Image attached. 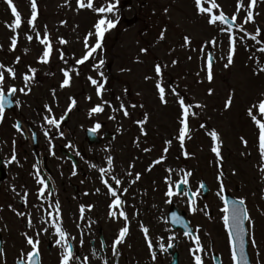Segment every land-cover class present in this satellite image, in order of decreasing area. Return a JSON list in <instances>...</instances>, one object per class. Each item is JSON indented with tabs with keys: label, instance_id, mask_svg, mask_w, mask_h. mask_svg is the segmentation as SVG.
Masks as SVG:
<instances>
[{
	"label": "flooded vegetation",
	"instance_id": "1",
	"mask_svg": "<svg viewBox=\"0 0 264 264\" xmlns=\"http://www.w3.org/2000/svg\"><path fill=\"white\" fill-rule=\"evenodd\" d=\"M28 37L0 34V64L5 66L0 69L5 77L0 121V264H30L26 255L32 250L27 243L29 237L40 241L39 255L33 258L36 264H61L67 249L65 240L56 243L60 239L57 225L72 247L70 264H195L193 249L203 264H223L221 245L228 249L224 199L229 197L235 202L243 201L249 217L246 229L249 223L254 233L264 232V156L259 151V129L253 127V133L244 139L245 157H239V147L235 145L233 183L224 184L222 173L214 175V186L206 180V163L188 161L189 153L183 152L175 160H159L158 152L165 154L169 148L159 149L152 144L153 130L139 128L140 135L135 139L119 143L116 131L101 124V130L93 133L99 140L106 139L93 145L87 138L94 128L90 122L81 130L83 139L79 141L76 128H67L78 110L77 97L62 113L45 103L42 95L40 105L31 102L30 86H42L46 79L52 80L55 67L50 66V71L42 76L40 68L30 65V54L39 52L28 49ZM13 38L15 48L4 49L2 40ZM19 42L24 49L17 50ZM8 67L14 69L15 78L7 72ZM25 75L31 77L27 86ZM11 86L17 89L14 94L9 91ZM52 88L57 86L52 84ZM45 116H54L59 127L48 124ZM138 139L145 144L137 143ZM13 154L15 161L11 160ZM214 164L219 170L223 167L221 162ZM112 177L121 183L116 184ZM41 179L43 184L39 183ZM185 179L187 184L183 183ZM104 180L122 201L115 208L111 207L115 197ZM169 187L174 193L171 197L166 195ZM177 217L181 223L176 222ZM124 227L128 232L115 245ZM145 227L149 230L147 235ZM249 236L247 232L252 263L258 258L257 248L261 247L264 253V246L255 244L252 234L249 242ZM197 237L202 251L196 244Z\"/></svg>",
	"mask_w": 264,
	"mask_h": 264
},
{
	"label": "rangeland",
	"instance_id": "2",
	"mask_svg": "<svg viewBox=\"0 0 264 264\" xmlns=\"http://www.w3.org/2000/svg\"><path fill=\"white\" fill-rule=\"evenodd\" d=\"M125 1L127 4L122 6ZM3 2L6 0H0V34L7 33L8 23H15L11 8ZM87 2L84 0L85 5ZM108 2L94 0V8L106 6ZM13 3L21 13L22 24L13 31L9 29L8 33L15 34L19 30L20 34L32 37L28 49L39 53L30 54V65L40 68L42 76L50 71V66L55 67L52 80L46 79L42 86H30L33 105L41 104L38 102L42 95L45 103H51L62 113L69 107L71 99L77 97L78 110L67 128H76L79 141L83 139L81 130L90 122L94 127L97 123L105 124L116 131L119 143H128L140 135L139 128H146L153 130L150 134L153 145L159 149L169 148L165 154L158 152L159 160L162 157L175 160L176 156L182 157L186 152L191 155L188 161L206 163V180L212 186L214 175L217 177L222 173L224 184L233 183L231 173L235 145L239 147V157H245L244 139L253 133V127L259 129L249 115V109L252 108L253 114L264 122V114L258 107L260 100L264 99V71L260 70L264 68V51H261L264 49V0H257L254 8L250 0H243L244 6L239 12L238 0H215L219 5L213 8L215 15L221 11L230 19L236 15L235 30H227L220 22L210 24V14H201L196 0H119L118 11L110 14L80 7L78 0H36L35 26L28 23L33 11L30 1L13 0ZM204 6L211 7V4L205 0ZM249 10L253 13V20L245 23ZM104 15L112 20L118 19V23L105 33L101 49L83 64L77 63L87 51L85 41L94 46L97 40L94 25ZM122 18H134L137 22L126 27ZM246 36H249L248 40ZM185 37L189 40L186 41ZM233 38L234 52L231 51ZM36 39L39 46L35 45ZM44 39L50 41L52 48L46 61L41 60L45 51ZM61 40L66 43H61ZM2 42L4 49H10L12 42ZM19 45L17 50L25 48L20 42ZM208 49L215 60L211 81L206 67ZM230 52L233 61L228 64ZM101 59L104 60L102 65L99 63ZM158 64L161 66L159 74L155 71ZM65 71L71 77L67 86L63 85ZM90 77L104 85L102 94H98ZM52 84L57 88H52ZM157 85L165 89L164 100L160 98ZM181 98L188 108L190 129L183 144L178 139L183 119V107L179 104ZM229 98L232 104L226 106ZM122 104L128 115L124 114ZM97 105H101L103 111L92 112L91 109ZM141 121L145 123L143 126ZM213 131L217 133L218 140L213 139ZM137 143L145 144L140 139ZM217 146L220 157L212 150ZM217 162L223 164L222 169L215 168L214 163ZM250 228L248 223L249 242L252 234L255 244L264 246V232L254 233ZM221 253L223 264H234L231 252L222 245ZM257 255L252 263L264 264L261 247L257 248Z\"/></svg>",
	"mask_w": 264,
	"mask_h": 264
},
{
	"label": "snow or ice",
	"instance_id": "3",
	"mask_svg": "<svg viewBox=\"0 0 264 264\" xmlns=\"http://www.w3.org/2000/svg\"><path fill=\"white\" fill-rule=\"evenodd\" d=\"M6 2L8 3L9 7L11 8V12H12L14 18H15V23L13 25H10V27L18 29V28L21 27V24H22L21 13L18 11L17 7L13 3V0H6ZM204 2H205V0H196V5H197V8H198V11L201 14H204V13H209L210 14V19H209V23L210 24H217L218 22L223 23L225 25L229 24V22H230L229 21V17H227L222 11L220 12L219 15H215L213 13V8H218L219 7V5L215 3V0H207V2L211 4V7H205L204 6ZM256 2H257V0H250V5L252 7H254L255 4H256ZM78 3L80 4V7H85L86 6V7L90 8V9L94 8V0H88V2H87L86 5L84 3V0H78ZM118 4H119V0H114V2H113V0H109V2L107 3L106 6H100L98 8H94V10L97 13H99V14H110V13H113L114 11H118ZM243 6H244L243 5V0H238L237 12H239L240 8L243 7ZM31 8H32L33 11H32L31 19L28 20V23H30L33 26H35V21L37 19V3H36V0H31ZM236 19H237V17L234 14L231 17V21L232 22H235ZM250 20H253V13H252L251 10L248 11L247 16L245 17V21L244 22L247 23ZM117 23H118V19L117 20H112V19H109L107 17V15L101 16V18L98 19V22L94 25V27H95V35L97 36V40H96L94 46H89L87 44V40H86L85 41V44H86V47H87V51L77 61V63L83 64L90 57H92V55L98 49H101L102 42H103L104 37H105V33L108 30H110L111 28H114ZM91 35H92V33H89V36H91ZM257 35H259V30L257 32ZM28 39L31 40L32 37L29 36ZM161 39H163V33L161 34ZM253 39H255V36L253 37ZM185 40L188 41L189 38L188 37H185ZM42 42L45 44V51L43 52V56L41 57V60L46 61L49 58V56L51 54V51H52L51 43H50V41L48 39H44ZM61 43H66V41L61 40ZM15 45H16V39L13 38L12 39V47L15 48ZM234 45H235V39L233 38V47H232V50H231L232 52L235 51ZM261 51H264V49H261ZM61 58L63 59V56H61ZM227 60H228V64H231L232 63L233 56H232L231 52L228 55ZM99 63L102 65L104 63V60L101 59L99 61ZM228 64H226L225 66L227 67ZM4 67H5L4 65L0 64V69H2ZM6 70L12 76V78H15V71H14V69H12L11 67H8ZM260 70L261 71H264V68H262ZM31 71L34 73L35 72V69H32ZM155 71L158 74L161 73V66L159 64L156 65ZM64 75H65L66 78L63 81V85L64 86H67L70 83L71 77H70L68 71H65L64 72ZM207 75H208V80L211 81L213 79V74H212V60H211V58L208 59ZM101 76H103V73H101ZM4 79H5L4 73L2 71H0V121H2V119H3V112H4V89H3ZM24 79H25V84L27 86V81L29 79H31V77L28 76V75H25ZM89 79H91L92 83L97 86L98 94H102L104 85L101 84V83H99L97 80L92 79L91 77ZM106 81H107V78L105 77V83H106ZM157 87L159 88V94H160L161 100H164L165 89L162 86H160V85H157ZM9 91H10V93L14 94L17 91V89H16L15 86H11ZM20 91L23 92L24 89L21 88ZM209 91L211 93V90H209ZM10 102L11 101H9V103ZM72 104L73 105L75 104V100L72 101ZM179 104L183 107V119L180 121V123L182 125V128L179 131L178 139L183 144V141L185 140V136H186V134L189 131V127H188V116H189V112H188V108L184 106L185 105L184 99L181 98L179 100ZM231 104H232V99L229 98L226 101V106H231ZM253 107H255V105ZM258 107H259L260 113L261 114H264V99L260 100ZM121 108L124 109V114L125 115H128L129 114L128 111H127V109L124 108L123 104L121 105ZM48 110H49V112H51V108H49ZM69 111H70V109H69ZM91 111L92 112H101V111H103V108H102L101 105H97V106L93 107L91 109ZM249 115L252 117V119L254 120V122L259 127V130H260V132H259V151H260L261 155L264 156V122H261V120L258 119L253 114L252 108L249 109ZM44 119L47 121L48 124L54 125L56 127H59V122H58V120L54 116H52V117L45 116ZM16 127H17L18 130L20 129V125L19 124H17ZM100 127H101V125L99 123H97L96 126L92 129V131L93 132H96V130L99 129ZM45 135H48L47 131L45 132ZM61 135H62V133H61ZM211 135H212L213 139H217L218 140V136H217V133L216 132L213 131L211 133ZM168 143H171V141H169ZM244 143L247 144V141L244 140ZM212 150H213V152L216 153L217 157H220V149H219L218 146L217 147H214ZM185 155H187V153H185ZM11 160L12 161H15L16 160V157H15L14 154L12 155ZM157 162H159V161H157ZM108 163H109V165H111V163H112L111 158H109ZM93 167H95V165H93ZM100 171L102 173H104L105 172V169L101 168ZM187 175H190V173H188ZM112 179L115 180V183L116 184H120L121 183V181L119 179H117L116 177H112ZM136 179H139V174L136 175ZM39 183L43 184L44 181L41 179V180H39ZM104 183L106 185H108L109 190L111 191L112 196L115 197V200L113 202V205H111V207L115 208V206L118 205V204H120V203H122V201L120 200L117 192L112 189V185L108 184V181L107 180H104ZM183 183L187 184L188 183L187 179H185L183 181ZM200 187L202 188L203 187V184H201ZM41 195H43V191H41ZM166 195L169 196V197H171V196L174 195L171 187H169V190L167 191ZM26 197H27V194H25V201H26ZM242 204H243V201L234 202L233 203V206H232V210H231V220L235 224V227H236V235H238L240 237V252H241V254H243V250H244V240H243V235H244V227H243L244 220L247 219V218H249L247 216L246 211L241 207ZM192 210L195 211V208H193ZM81 211L83 212L84 209L82 208ZM224 212L225 213H228L229 212V209L226 207L224 209ZM112 214L115 215V212H113ZM120 215H122L124 217V219L127 220V215L123 211L120 212ZM223 219H224V223L226 225H228L229 224V221H230V216L229 215H225L223 217ZM53 222L55 223V221H53ZM176 222L177 223H181L182 221L177 217L176 218ZM30 223H31V221H29V224ZM45 231H47V229H45ZM143 231L147 235V233H148L149 230L145 227L143 229ZM127 232H128V228L127 227L122 228L121 231H120V233H119V236L115 240L114 244L115 245H119L124 240L125 234ZM56 233L60 237V239L56 240V243L57 244H60L61 243V240H65V245L64 246L67 249L66 253H64L62 255L61 264H70V261L73 258V251H72L71 245L67 244V242H66V233L58 225L56 226ZM27 243L32 248V250L26 254L27 257H28V260H29L30 264H36V262H35V260L33 258L39 255V247L38 246H39L40 241L39 240H33L31 237H29L28 240H27ZM196 244H197V246L199 248L200 241H199V238L198 237L196 238ZM162 247H163V245H162ZM114 250H115V248H114ZM199 250L202 251V248H199ZM192 251H193V255H194L195 264H203V260H202L201 256L198 255V254H196V251L197 250L196 249H193ZM153 258H155V256H153ZM232 259H233V261H235V264H247V261H243L242 262L241 259L237 257V254H236V251H235V243L234 242H233V255H232ZM105 264H107V261H105Z\"/></svg>",
	"mask_w": 264,
	"mask_h": 264
},
{
	"label": "water",
	"instance_id": "4",
	"mask_svg": "<svg viewBox=\"0 0 264 264\" xmlns=\"http://www.w3.org/2000/svg\"><path fill=\"white\" fill-rule=\"evenodd\" d=\"M132 22H133L132 20L131 21H125V23L127 25L131 24ZM229 25H231V23H229ZM209 58H211V55H209L208 59ZM211 60H212V65H213V59L211 58ZM90 142L94 143L96 141L95 140L92 141L91 138H90ZM233 203L234 202H232L230 200H226L225 201L226 207L229 209V212L226 213V215L230 216V221H229V224L227 225L228 232H229L232 244H233V242L235 243V251H236L237 257L240 258L242 262L243 261H247V264H250L249 263V258H248V255H247V243H246L245 226L243 225V227H244V235H243L244 250H243V254H241V252H240V237L238 235H236V227H235L234 222L231 220V210H232Z\"/></svg>",
	"mask_w": 264,
	"mask_h": 264
}]
</instances>
